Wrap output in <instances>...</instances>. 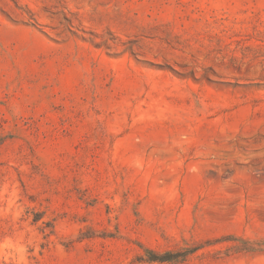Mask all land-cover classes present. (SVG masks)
<instances>
[{
	"label": "rangeland",
	"instance_id": "rangeland-1",
	"mask_svg": "<svg viewBox=\"0 0 264 264\" xmlns=\"http://www.w3.org/2000/svg\"><path fill=\"white\" fill-rule=\"evenodd\" d=\"M0 264H264V0H0Z\"/></svg>",
	"mask_w": 264,
	"mask_h": 264
},
{
	"label": "trees",
	"instance_id": "trees-1",
	"mask_svg": "<svg viewBox=\"0 0 264 264\" xmlns=\"http://www.w3.org/2000/svg\"><path fill=\"white\" fill-rule=\"evenodd\" d=\"M146 252L148 254L147 258L149 261L163 262V261L171 260V259H169V257H166V256H171V253L157 254V253H154L153 251H150V250H146Z\"/></svg>",
	"mask_w": 264,
	"mask_h": 264
}]
</instances>
